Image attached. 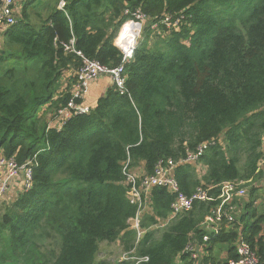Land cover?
Masks as SVG:
<instances>
[{"label": "trees", "instance_id": "trees-1", "mask_svg": "<svg viewBox=\"0 0 264 264\" xmlns=\"http://www.w3.org/2000/svg\"><path fill=\"white\" fill-rule=\"evenodd\" d=\"M60 1L26 0L16 23L0 25V154L33 159L32 187L0 205V264H105L102 242L136 247L148 257L140 264H198L184 252L197 243L201 264H228L241 238L264 264V190L254 186L264 180V0ZM126 10L146 17L124 62L127 92L111 84L88 113L50 126L82 65L64 44L122 65L115 40ZM206 142L202 180L189 163L174 176L186 195L202 186L213 199L170 219L176 194L153 187L136 243L125 166L152 174ZM229 181L248 191L234 196V220L213 232L203 222Z\"/></svg>", "mask_w": 264, "mask_h": 264}, {"label": "built area", "instance_id": "built-area-1", "mask_svg": "<svg viewBox=\"0 0 264 264\" xmlns=\"http://www.w3.org/2000/svg\"><path fill=\"white\" fill-rule=\"evenodd\" d=\"M24 0H0V25H11L17 22L16 10L19 4ZM66 5L65 0H61L59 8H64ZM126 14H131V18L122 26L115 43L123 53V64L115 67L108 68L96 59H91L83 56V54L77 51L74 47V39H71L68 44H64L68 51L75 52L82 58V65L76 72L77 82L72 89V98L68 102L67 106L58 111V115L54 123H50V126H56L60 128L69 118L74 114H85L91 109L90 105L85 103V97L93 82L102 76H108L111 84L115 85L121 93L127 92L126 88V75L124 62L130 60L133 57V53L136 47L139 31L142 26V21L146 18L143 13L136 10L132 13L129 10L125 11ZM170 18H165L168 25ZM138 25L139 30L132 37L130 44H123L121 31L124 26ZM156 27V24L153 25ZM79 100V101H77ZM210 143H203L197 150L189 151L185 158L180 161L172 159L166 162L161 161L157 165L154 173L139 175L135 171L128 169V164L125 166L126 184L128 186L127 195L131 202L138 205V211L134 217L129 220L130 228L136 232V243L140 241L145 233V229L142 227V215L146 208V199L151 189L156 186L167 187L173 191L176 196L171 205L172 215L171 218L176 217L178 214L189 211L196 201H210L213 199L209 194V189L204 187H198L192 195H186L179 190L178 182L174 176V169L178 164L189 163L192 165L201 164V157L208 149ZM33 159L30 158L23 164H19L14 157H6L0 154V204L4 200L7 187L11 180L17 177H23V190H29L33 184ZM11 181V182H10ZM243 181L239 182H224L221 186V193L218 196L220 203L215 209L212 215L205 218L203 224L207 229L218 232L221 229L222 221H233L235 206L233 205L234 196H244L245 189L241 187ZM168 223L166 221L160 226L163 227ZM204 241L209 240V236L203 237ZM137 245V244H136ZM237 257L229 260L228 264H260V258L252 249L251 245L241 238L236 245ZM124 255L120 258L122 261H134L133 264H140L148 260L147 256H138L136 247L124 251ZM188 253L193 260H199L202 257L200 245L197 243H190L184 250Z\"/></svg>", "mask_w": 264, "mask_h": 264}, {"label": "rangeland", "instance_id": "rangeland-1", "mask_svg": "<svg viewBox=\"0 0 264 264\" xmlns=\"http://www.w3.org/2000/svg\"><path fill=\"white\" fill-rule=\"evenodd\" d=\"M16 16H17V14L15 15V17ZM16 18L18 20L19 16L16 17ZM145 22H146V18L142 21V26H141V29L139 31V35L141 33L142 27H143V25H144ZM138 38H139V36H138ZM138 38L136 39L137 41H138ZM50 123L52 124V123H54V121L51 120ZM260 165H261V163H260ZM194 167L196 168L197 172H201V173H203V171L206 169V166H204L202 163L201 164H196V165L194 164ZM137 171H138V168H137ZM137 171H135L137 174L143 175V174H140ZM141 173H144V172L141 171ZM11 181H12V183H10L9 186L7 187V193H6L5 198L12 196L11 198L13 200L14 199L13 196L17 195L21 191H24L23 190L24 189L23 188V177L21 175V176L17 177L16 179H13ZM244 189H245V191H248V186H246V184L244 185ZM245 193L247 194V192H245ZM5 198H4L3 201H5ZM12 200H10V201L12 202ZM3 201L0 204L1 206L3 204ZM234 206H235V210H236V205H234ZM147 208H149V210H150V207L149 206H147L146 209ZM100 246H101V250H100V253L98 255L97 260L98 261H104L105 264H115L118 260H120V258L125 253L124 250L122 249V246L120 245L119 242H115V243L102 242Z\"/></svg>", "mask_w": 264, "mask_h": 264}, {"label": "crops", "instance_id": "crops-1", "mask_svg": "<svg viewBox=\"0 0 264 264\" xmlns=\"http://www.w3.org/2000/svg\"><path fill=\"white\" fill-rule=\"evenodd\" d=\"M25 1V0H24ZM22 1L21 4L18 5L17 10H16V14L20 15L24 6H25V2ZM24 5V6H23ZM111 85L110 79L108 76H102L99 79H97L95 82L92 83V85L90 86V89L85 97V103L88 105H93L96 100L98 99V97H100L102 94H104L106 92V89ZM202 163V162H201ZM203 164V163H202ZM204 165V164H203ZM206 166V165H204ZM207 167L206 169L203 171V173L201 172H197L198 177L202 180L203 176L207 173ZM254 186L259 187L261 189V191L264 190V180L262 181H258L255 182ZM146 207L149 206V202L148 199H146ZM258 203L263 204L264 203V199H259ZM150 207V206H149ZM146 209V208H145ZM144 209L143 214H145L146 212L150 211L149 208H147L146 210ZM169 221V220H168Z\"/></svg>", "mask_w": 264, "mask_h": 264}, {"label": "bare ground", "instance_id": "bare-ground-1", "mask_svg": "<svg viewBox=\"0 0 264 264\" xmlns=\"http://www.w3.org/2000/svg\"><path fill=\"white\" fill-rule=\"evenodd\" d=\"M139 30L138 25H127L125 30L122 33V42L123 44L127 45L130 44L132 41L133 35L136 33V31Z\"/></svg>", "mask_w": 264, "mask_h": 264}, {"label": "water", "instance_id": "water-1", "mask_svg": "<svg viewBox=\"0 0 264 264\" xmlns=\"http://www.w3.org/2000/svg\"><path fill=\"white\" fill-rule=\"evenodd\" d=\"M198 264H201V258L198 260Z\"/></svg>", "mask_w": 264, "mask_h": 264}]
</instances>
